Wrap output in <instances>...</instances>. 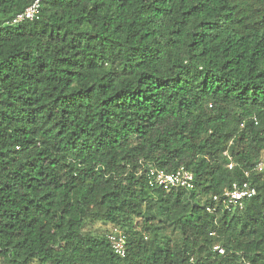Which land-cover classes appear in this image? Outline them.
Listing matches in <instances>:
<instances>
[{"label":"trees","instance_id":"16d2710c","mask_svg":"<svg viewBox=\"0 0 264 264\" xmlns=\"http://www.w3.org/2000/svg\"><path fill=\"white\" fill-rule=\"evenodd\" d=\"M35 1L0 0V264H264V0H42L10 24ZM244 180L243 210L213 200Z\"/></svg>","mask_w":264,"mask_h":264},{"label":"built area","instance_id":"2783aa9c","mask_svg":"<svg viewBox=\"0 0 264 264\" xmlns=\"http://www.w3.org/2000/svg\"><path fill=\"white\" fill-rule=\"evenodd\" d=\"M42 0H36L31 4L24 12L17 15L10 24L17 25L26 21H33L40 15ZM229 169L234 168V163L231 162L228 165ZM252 172L257 174L264 172V161H260L252 169ZM251 172L247 171L245 176L249 178ZM148 176L152 185L162 187L166 191L174 189H195V176L191 171L186 169H179L175 172H167L162 169L149 167ZM257 194L256 188L251 184L249 180L243 182H235L231 187L227 188L221 196H214L213 200L216 204H221L222 208L234 212L236 210H243L246 202L254 198ZM110 242L113 244L115 252L121 256L125 255V238L123 236L117 237L115 235L109 236ZM220 254L224 253V250L219 246L215 247Z\"/></svg>","mask_w":264,"mask_h":264},{"label":"rangeland","instance_id":"374dc122","mask_svg":"<svg viewBox=\"0 0 264 264\" xmlns=\"http://www.w3.org/2000/svg\"><path fill=\"white\" fill-rule=\"evenodd\" d=\"M97 228H99V229L104 231V230L110 229V226H104V225H100L99 224V226H97Z\"/></svg>","mask_w":264,"mask_h":264}]
</instances>
